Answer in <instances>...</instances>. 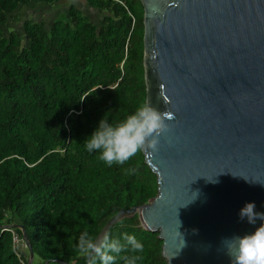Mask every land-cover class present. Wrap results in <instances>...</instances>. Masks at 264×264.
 <instances>
[{"label": "trees", "instance_id": "16d2710c", "mask_svg": "<svg viewBox=\"0 0 264 264\" xmlns=\"http://www.w3.org/2000/svg\"><path fill=\"white\" fill-rule=\"evenodd\" d=\"M85 1L99 23L68 6L48 22L25 20L13 29L19 7L51 8L57 0H0V226L22 227L31 264H86L76 247L81 233L95 240L119 210L157 195L141 153L109 167L84 147L103 118L118 123L143 104L145 89L139 0ZM107 233L134 235L144 245L115 264L129 255L140 256L137 264H166L162 241L136 214ZM21 253L27 264V248ZM0 264H21L9 232L0 236Z\"/></svg>", "mask_w": 264, "mask_h": 264}, {"label": "water", "instance_id": "95a60500", "mask_svg": "<svg viewBox=\"0 0 264 264\" xmlns=\"http://www.w3.org/2000/svg\"><path fill=\"white\" fill-rule=\"evenodd\" d=\"M139 2L144 103L173 119L158 152H140L157 195L119 210L95 240L136 214L166 264H231L223 241L264 223L238 216L247 202L264 212V0Z\"/></svg>", "mask_w": 264, "mask_h": 264}, {"label": "clouds", "instance_id": "9594fccd", "mask_svg": "<svg viewBox=\"0 0 264 264\" xmlns=\"http://www.w3.org/2000/svg\"><path fill=\"white\" fill-rule=\"evenodd\" d=\"M172 119L171 112H161L146 102L118 123H109L103 118L92 134L84 140V147L89 153L99 152V159L109 167L113 164H124L137 153L158 152L160 137L170 130L168 122ZM193 193V199L189 203L199 195L198 192ZM255 208L254 202H247L238 212L239 219L246 218L250 224H255L258 219L264 221V212H257ZM177 232L182 236L178 230ZM223 243L231 257V264H264V223L251 234L226 239ZM76 247L79 253L87 258V264H115L117 256L122 252L142 253L144 249L142 242L134 235L125 233L121 240L112 238L111 233H105L97 241L91 238L87 231L80 234ZM183 247L184 239L179 250ZM26 255L28 257L27 253ZM123 259L125 264H137L140 256L129 255Z\"/></svg>", "mask_w": 264, "mask_h": 264}, {"label": "crops", "instance_id": "0c3cea01", "mask_svg": "<svg viewBox=\"0 0 264 264\" xmlns=\"http://www.w3.org/2000/svg\"><path fill=\"white\" fill-rule=\"evenodd\" d=\"M68 6H74L80 10L83 14L88 16H96V11L88 7L85 0H57L53 7L49 8L43 3L32 2L28 6L19 7L15 13L11 15L10 28L20 29L21 24L25 20H44L50 21L52 18L45 17L56 16L58 12H64Z\"/></svg>", "mask_w": 264, "mask_h": 264}, {"label": "built area", "instance_id": "2783aa9c", "mask_svg": "<svg viewBox=\"0 0 264 264\" xmlns=\"http://www.w3.org/2000/svg\"><path fill=\"white\" fill-rule=\"evenodd\" d=\"M116 1V0H114ZM120 3V2H119ZM121 4V3H120ZM4 232H9L11 234V242L14 249V254L19 260V262L22 264L20 256L22 255V251H26V245L23 242L21 238L18 237V235L11 229L9 226H0V236Z\"/></svg>", "mask_w": 264, "mask_h": 264}, {"label": "rangeland", "instance_id": "374dc122", "mask_svg": "<svg viewBox=\"0 0 264 264\" xmlns=\"http://www.w3.org/2000/svg\"><path fill=\"white\" fill-rule=\"evenodd\" d=\"M131 10H132V12L134 13V15L139 16L140 11H139V7H138V5H136V4H132V5H131ZM90 17H91V19H92L93 21H95L96 23L98 22L96 16H90ZM45 18L48 20V18H49V19H50V18H53V16L45 17ZM96 20H97V21H96ZM98 23H99V22H98ZM33 264H36V263H35V260H34V263H33Z\"/></svg>", "mask_w": 264, "mask_h": 264}]
</instances>
